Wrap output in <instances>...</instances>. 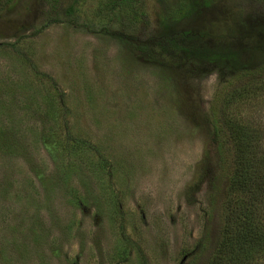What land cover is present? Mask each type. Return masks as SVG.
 I'll use <instances>...</instances> for the list:
<instances>
[{"label": "rangeland", "instance_id": "obj_1", "mask_svg": "<svg viewBox=\"0 0 264 264\" xmlns=\"http://www.w3.org/2000/svg\"><path fill=\"white\" fill-rule=\"evenodd\" d=\"M107 1L0 12V264H206L230 128L264 154V66L229 73L160 49L173 33L222 41L236 13L264 24V0H211L180 22L174 0L113 14Z\"/></svg>", "mask_w": 264, "mask_h": 264}, {"label": "trees", "instance_id": "obj_2", "mask_svg": "<svg viewBox=\"0 0 264 264\" xmlns=\"http://www.w3.org/2000/svg\"><path fill=\"white\" fill-rule=\"evenodd\" d=\"M78 1L67 0L61 15L71 16ZM11 2L3 4L0 0V12ZM126 2L108 0L104 7L113 14ZM174 2H177L175 22L194 21L193 16L200 15L202 9L211 4V0ZM226 25V38L222 41L209 44L203 32L173 33L167 38L162 35L164 39L160 49L172 58L193 60L201 66L229 73L241 70L252 73L254 67L264 66V24L256 21L249 26L236 13L231 23ZM245 54L248 57L244 61ZM230 130L233 163L226 197L222 202L223 225L206 264H264V154L258 151V141L254 140L258 138L246 134L243 127L233 126Z\"/></svg>", "mask_w": 264, "mask_h": 264}, {"label": "water", "instance_id": "obj_3", "mask_svg": "<svg viewBox=\"0 0 264 264\" xmlns=\"http://www.w3.org/2000/svg\"><path fill=\"white\" fill-rule=\"evenodd\" d=\"M186 256L181 260V263H183L186 260Z\"/></svg>", "mask_w": 264, "mask_h": 264}]
</instances>
